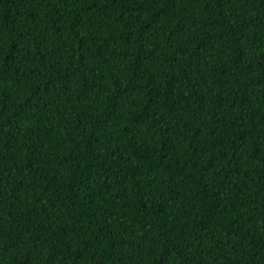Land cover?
I'll return each mask as SVG.
<instances>
[{"label": "trees", "instance_id": "1", "mask_svg": "<svg viewBox=\"0 0 264 264\" xmlns=\"http://www.w3.org/2000/svg\"><path fill=\"white\" fill-rule=\"evenodd\" d=\"M0 264H264V0H0Z\"/></svg>", "mask_w": 264, "mask_h": 264}]
</instances>
